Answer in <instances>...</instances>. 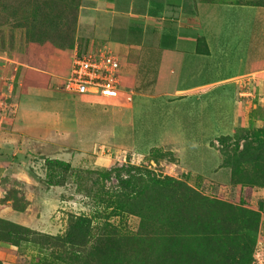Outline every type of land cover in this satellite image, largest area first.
<instances>
[{"label": "rangeland", "instance_id": "374dc122", "mask_svg": "<svg viewBox=\"0 0 264 264\" xmlns=\"http://www.w3.org/2000/svg\"><path fill=\"white\" fill-rule=\"evenodd\" d=\"M208 1L226 7L224 25L227 31L231 23L232 33L220 45L231 66L225 65L224 81L209 86L207 131L169 135L132 126L143 113L152 116L145 118L150 124L163 120L173 102L137 106L130 89L96 102L60 91L57 103L44 99L38 110L49 113L52 130H60L50 134L57 143L31 140L15 156L13 148L4 149L3 168L12 161L20 166L1 180L3 201L24 205L23 179L14 175L21 169L43 187L60 186L46 198L53 222L47 232L65 235L72 220L85 217L86 251L97 238L105 244L97 264H264V0ZM82 6L83 0H0L3 141L10 140L25 84L36 94L54 92L58 78L39 76L49 63L53 74H62L61 56L71 66L75 55L106 48L92 25L80 20ZM248 55L256 56L257 67L243 72L238 60ZM216 77L210 72V80ZM188 104L175 103L173 111L183 116ZM7 224L0 222L1 234L12 228ZM29 238L40 243L22 244L18 264H65L68 247ZM77 249L68 251L83 256Z\"/></svg>", "mask_w": 264, "mask_h": 264}, {"label": "crops", "instance_id": "0c3cea01", "mask_svg": "<svg viewBox=\"0 0 264 264\" xmlns=\"http://www.w3.org/2000/svg\"><path fill=\"white\" fill-rule=\"evenodd\" d=\"M225 8L218 1L210 3L208 0H83L80 20L91 24L103 45L120 58L122 81L127 91L130 89L129 92L135 94L137 106L145 101L173 102L170 111H164L168 116L164 113L160 115L163 120L150 124L145 118L151 115H145L142 111L144 119L137 120V124L132 126L154 128L169 135L207 131L209 86L224 81L221 75L225 65L231 66L225 58V48L220 46L225 44L226 34L231 36L232 33L231 23L227 31L224 25ZM64 59L66 56H61L62 74H53L54 65L49 63L39 76L45 81H52L53 76L67 75L71 66ZM240 62L238 60L237 65L243 67V72L253 71L257 67L255 55H248L243 63ZM210 72H216L214 80H210ZM147 85L151 89H146ZM34 90L25 84L16 97V115L11 128H8L10 140L7 137L4 141L0 139V183L9 169L20 166L19 162L12 161L3 168L6 165L4 149L13 148L15 156L17 151L26 152L31 140L58 141L50 134H60V130H52L46 116L49 113L40 116L38 110L44 99L49 104L57 103L60 91L36 94ZM96 101L100 100H93ZM179 102L189 103L184 117L177 110L173 111V107H178L175 103ZM127 116H122L124 123H127ZM25 173L26 170L21 169L14 174L23 179L24 205L21 207L16 205L14 199L3 201L6 192L0 186V217L48 233L53 222L46 216L49 210L45 204L46 198L53 191L60 192V186L43 187L40 178L36 181ZM19 254L20 247L0 240V260L3 264H18Z\"/></svg>", "mask_w": 264, "mask_h": 264}, {"label": "built area", "instance_id": "2783aa9c", "mask_svg": "<svg viewBox=\"0 0 264 264\" xmlns=\"http://www.w3.org/2000/svg\"><path fill=\"white\" fill-rule=\"evenodd\" d=\"M57 78L53 89L74 97L110 99L126 91L120 58L106 48L75 55L70 72Z\"/></svg>", "mask_w": 264, "mask_h": 264}, {"label": "trees", "instance_id": "16d2710c", "mask_svg": "<svg viewBox=\"0 0 264 264\" xmlns=\"http://www.w3.org/2000/svg\"><path fill=\"white\" fill-rule=\"evenodd\" d=\"M59 162H61L60 164H68L67 162L61 160ZM186 188H189L187 190L189 193H195L194 189H192L191 187L186 186ZM0 222L8 223L7 225L12 227L6 234L0 233V240L17 245L18 247H20V250L22 249V244L27 245L40 243L29 238V236L35 234L42 236L45 239L53 240V242L60 243V247L63 249H66V247H68V250L70 251L75 246L78 248L77 253H84L83 256L76 257L74 253H70L68 250H66L67 255L63 257V261H65V264H72V262H81L82 264H97L95 259L100 254H104V251L106 250V248H104L105 244L103 243L102 239L98 240L99 238H97L95 246L89 248L88 252L86 251L90 228H88L89 220L83 216L76 217L74 220H72L69 230L65 235L60 236L40 232L1 217ZM42 260L43 259H41V261ZM41 261L39 260V263H41ZM0 264H3L1 260Z\"/></svg>", "mask_w": 264, "mask_h": 264}, {"label": "bare ground", "instance_id": "6f19581e", "mask_svg": "<svg viewBox=\"0 0 264 264\" xmlns=\"http://www.w3.org/2000/svg\"><path fill=\"white\" fill-rule=\"evenodd\" d=\"M109 131V130H108ZM115 133V132H114Z\"/></svg>", "mask_w": 264, "mask_h": 264}]
</instances>
